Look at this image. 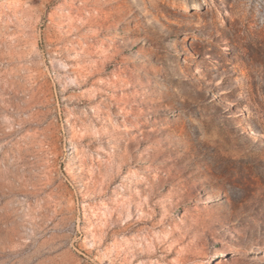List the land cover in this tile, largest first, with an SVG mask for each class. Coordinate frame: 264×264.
I'll return each mask as SVG.
<instances>
[{"label": "rangeland", "instance_id": "374dc122", "mask_svg": "<svg viewBox=\"0 0 264 264\" xmlns=\"http://www.w3.org/2000/svg\"><path fill=\"white\" fill-rule=\"evenodd\" d=\"M0 264H264V0H0Z\"/></svg>", "mask_w": 264, "mask_h": 264}]
</instances>
